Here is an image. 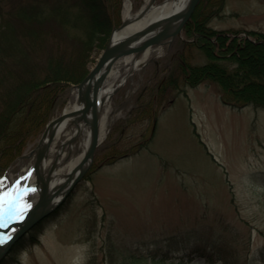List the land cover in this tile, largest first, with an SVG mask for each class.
<instances>
[{"label": "rangeland", "instance_id": "1", "mask_svg": "<svg viewBox=\"0 0 264 264\" xmlns=\"http://www.w3.org/2000/svg\"><path fill=\"white\" fill-rule=\"evenodd\" d=\"M32 1L0 0V10L14 25L2 35L16 47L24 30L16 11ZM37 1L48 11L57 5L54 0ZM134 1L122 0L121 21L127 4L134 14L147 0ZM197 7L207 16V26L220 31L218 35L247 37L249 30L264 32V0H201ZM1 18L0 12V22ZM54 21L44 24L54 32L64 30ZM58 38L69 41L66 36ZM195 38V34L186 37L183 30L182 37L155 46L142 57L103 106L102 140L92 166L49 215L13 244L0 264H88L92 259L96 264H208V257L196 251L201 240L193 237L200 235L202 243L218 241L223 254L216 256L224 260L264 264V106L250 102L229 105L221 85L209 79L194 86L186 84L180 63L207 61ZM47 45L51 46L49 40L42 46ZM105 46L91 51L87 74ZM20 52L16 49L2 58L8 67L0 66V74L7 81ZM34 56L43 54L36 51ZM222 62L232 67L226 59ZM127 65L121 58L113 69L123 75L131 67ZM169 76L180 86L175 87L169 79L162 95L158 88ZM77 83L68 85L65 100L57 101L52 116L37 132L25 134L21 153L0 164V191H7L29 172L35 160L32 150L47 124L68 107ZM6 85L0 82V95ZM72 132L68 127L55 139L48 152L51 161L46 174L62 139ZM32 196L30 192L25 201L31 204ZM31 230L37 238L14 248ZM189 237L192 240H187ZM168 238L178 241L175 246L181 250L160 261ZM132 249L143 259L125 261L124 253ZM212 264H221V260Z\"/></svg>", "mask_w": 264, "mask_h": 264}, {"label": "trees", "instance_id": "2", "mask_svg": "<svg viewBox=\"0 0 264 264\" xmlns=\"http://www.w3.org/2000/svg\"><path fill=\"white\" fill-rule=\"evenodd\" d=\"M54 1L57 5L49 11L39 7L37 0L17 9L16 18L24 26V30L19 34L18 47L13 40L2 35L7 28L11 30L14 25L0 10L2 15L0 66L8 67L2 60L3 56H6L5 53L13 54L16 49L21 51L19 59L17 60V56L14 58V67L11 68L14 72L10 80L7 81L0 74V82L7 83L0 95V164H7L10 159L21 153L27 139L25 134L29 132L31 135L34 134L52 116L57 101L66 96L68 85L81 81L87 74L91 51L96 47L103 48L112 29L121 23L122 0ZM135 3H138L137 0L134 1ZM206 18L201 8L197 7L184 26V35L190 37L195 34L194 42L207 57V61L200 64L180 63L184 82L194 86L209 79L221 85L224 96L228 97L224 100L229 105H243L250 102L264 106V32L249 30L247 37L236 34H232L231 37L223 33L218 35L220 31L207 26ZM49 19H54L55 23L59 22L65 31L60 27L61 32H54L52 27H46L44 22ZM40 25V29L36 27ZM58 36H66L69 41L61 42ZM214 36L215 41L212 39ZM47 40L50 41L51 46L43 47V43ZM36 51L43 56L35 57ZM223 59L232 63V67L224 64ZM40 63L43 67L38 71L41 68ZM166 78L163 85L158 88V92L162 95L169 84V79L175 87L180 86L175 77ZM1 169L3 168L0 166V173ZM2 177L3 174H0V178ZM31 232L32 230L20 239L14 248L19 245L18 249H20L27 241H34L37 234ZM193 235L194 233L191 234L192 237ZM200 236L193 237L201 240L196 251L208 257V264L214 263L217 259L221 260V264H238L235 259L233 262L216 256L223 254L217 240L212 239L202 243L204 240L202 235ZM187 240L192 239L189 237ZM176 244L178 241L176 242L174 238L165 240L163 245L167 248L165 247L161 256L163 259L160 261H165L164 257L171 252L179 253L181 248L176 247ZM16 253L10 262L15 260ZM138 256L132 249L124 253V260L143 259ZM230 257H233V253H230ZM153 259L156 261L155 255ZM88 264H96V262L92 259Z\"/></svg>", "mask_w": 264, "mask_h": 264}, {"label": "water", "instance_id": "3", "mask_svg": "<svg viewBox=\"0 0 264 264\" xmlns=\"http://www.w3.org/2000/svg\"><path fill=\"white\" fill-rule=\"evenodd\" d=\"M154 2L155 0H148L136 13L125 17L122 23L113 29L109 41L94 67L81 82L72 87V90L74 89L78 93V107L71 110L65 109L59 116L47 124L38 145L31 152L35 153L32 170L36 173V182L32 188L38 189V197L27 211L23 221L12 222L8 227L0 229L3 231L2 234L6 235L5 232L8 231L10 226H18L16 231L10 234L11 239L4 244H0V261L21 236L49 215L68 196L74 185L82 179L86 171L91 167L96 148L102 140L101 113L103 106L108 103L112 94L123 84L128 74L134 70V64L139 62L141 60L140 57L147 53L152 46L170 43L176 36L182 37L184 25L191 17L200 0H187L180 8L171 13L150 18L143 26L132 29L114 39V33L142 19L154 5ZM161 3H164V1ZM123 57L130 58L132 67L129 73L124 76L123 80H119L107 95H103L102 89L106 85L114 63ZM66 119L68 123L64 121ZM62 122H65L70 128H73V126L79 128L80 122H82L89 129L90 137L86 151L77 167L67 175L64 181L58 183L53 188L50 187V181L56 166L55 162L51 164L46 175H44L40 167L43 161L48 158V152L56 130ZM73 141V137L69 138L66 142L62 141L60 147L63 148L66 143L71 144ZM59 153L60 150L56 152L55 156L58 157ZM55 195H61V197L54 200Z\"/></svg>", "mask_w": 264, "mask_h": 264}, {"label": "bare ground", "instance_id": "4", "mask_svg": "<svg viewBox=\"0 0 264 264\" xmlns=\"http://www.w3.org/2000/svg\"><path fill=\"white\" fill-rule=\"evenodd\" d=\"M186 1L187 0H168V1H165L164 3H161L160 5L155 3L148 10V12L145 14V16L142 19H140L136 22H133V24L125 27L122 30L117 31L116 33H114V39L122 36L124 33L128 32L132 29L143 26L145 23H147L148 20H150V18H156V17L167 15V14L171 13L172 11L180 8ZM130 15H131L130 7H128V4H127L126 10L124 11V16L129 17ZM147 55L148 54H146L144 56V59L147 57ZM136 64H134V67L136 66ZM126 69H127V67H126ZM124 75L125 74L122 75V73L120 72L119 69H113L112 68L111 73H110V78H109V80L106 81V85L102 89L103 95H105V94L107 95V93L114 88V83L117 81V79L123 78ZM121 80H123V79H121ZM77 98H78V93L76 90H74L71 94L70 103L67 107V110L68 109L71 110L73 108L78 107L79 103H78ZM64 121L66 123H68L67 119ZM65 122L60 123V125L58 126V128L56 130V134L54 136V139L51 143L50 150L53 148V144L55 143V141H56L55 139L57 138V136H60L63 133V131L68 128V126L66 125ZM71 129L73 130V132L68 136V138L66 140L62 139V141L66 142L71 137L74 138V141L71 144L66 143V145L63 148L60 147L59 148L60 153H59L58 157L54 156V160H52L55 162L56 166H55L54 171L52 173V177H51V181H50V187L54 188L58 183H60L66 179L67 175L75 167H77L79 161L82 159V157L86 151V148L88 146L89 137H90L89 129L87 127H85L82 122H80L79 128L73 126V128H71ZM49 161H51V159L46 158L40 167V169L44 173V175L46 172V166L48 165ZM29 172L31 173V176H29L27 180L21 181V187H23V188L25 186L32 188L36 182V173L33 170H29ZM29 172H27L25 175H23L21 177L28 176ZM37 197H38V189L37 190L35 189V192H33L31 204L36 201ZM60 197H61V195H55L54 200H57ZM17 227L18 226H16V225L10 226V228L8 229V231L5 232V234L8 235V234L13 233L14 231H16ZM2 233H3V231L0 230V234H2Z\"/></svg>", "mask_w": 264, "mask_h": 264}, {"label": "snow or ice", "instance_id": "5", "mask_svg": "<svg viewBox=\"0 0 264 264\" xmlns=\"http://www.w3.org/2000/svg\"><path fill=\"white\" fill-rule=\"evenodd\" d=\"M31 176L21 177L7 191H0V229L6 228L11 222L23 221L31 205L25 201V197L30 192H35L34 188L25 186L21 188V181L27 180ZM2 184V182H0ZM11 239V235L0 234V244Z\"/></svg>", "mask_w": 264, "mask_h": 264}]
</instances>
